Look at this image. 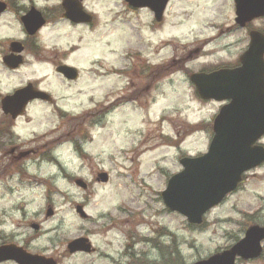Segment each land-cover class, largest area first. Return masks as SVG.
<instances>
[{"label": "rangeland", "instance_id": "374dc122", "mask_svg": "<svg viewBox=\"0 0 264 264\" xmlns=\"http://www.w3.org/2000/svg\"><path fill=\"white\" fill-rule=\"evenodd\" d=\"M84 5L94 15L89 26L59 22L41 39L47 57L75 49L69 60L80 72L77 81L67 86L51 67L32 63L0 77V91L12 94L28 78L50 90L54 80L62 89L56 97L50 90L52 103L74 116L95 112L118 93L126 102L103 117L86 118L85 157L67 142L56 152L57 162L38 158L29 166L34 178H0V245H19L57 264H190L228 248L249 225H264V162L206 212L201 226L167 210L160 197L167 179L181 170L179 159L207 150L211 132L191 128L211 123L223 105L200 99L189 74L235 65L248 45V29L264 31V18L238 27L233 0H170L160 23L149 10H131L124 0H84ZM14 27L4 15L0 36L16 34ZM133 53L138 75L118 74L128 70ZM146 62L152 70L165 68L152 78ZM53 104L27 105L14 128L22 142L70 139L72 122L56 130L61 121L49 113ZM258 142L264 146V135ZM95 172H106L108 181L95 182ZM74 178L90 189L76 186ZM75 203L84 205L87 218L78 216ZM47 206L53 211L49 217ZM80 237L88 239L91 250L68 253L66 244ZM235 264H264V251Z\"/></svg>", "mask_w": 264, "mask_h": 264}, {"label": "water", "instance_id": "95a60500", "mask_svg": "<svg viewBox=\"0 0 264 264\" xmlns=\"http://www.w3.org/2000/svg\"><path fill=\"white\" fill-rule=\"evenodd\" d=\"M132 8H147L154 20L160 22L169 0H124ZM234 22L245 27L252 20L264 17V0H233ZM65 17L74 22H89L91 16L81 10L77 1L63 3ZM29 19L23 23L30 25ZM34 20V28L42 24ZM249 43L239 56V64L232 68H220L208 73L189 75L197 95L203 100L225 101L212 121V137L207 151L201 155L179 159L182 169L171 175L160 196L170 212L182 215L187 223L199 225L205 213L219 204L242 181V175L264 162V146L257 141L264 135V34L255 29L248 33ZM68 79L77 77L74 67L57 68ZM45 93L36 91L31 84L17 89L1 101L2 110L13 118L20 115L27 103L44 98ZM108 175L100 172L96 181L106 182ZM75 184L85 188L81 179ZM77 214L85 218L81 204H75ZM52 214L50 208L46 216ZM37 229V224L31 225ZM264 245V225H249L243 236L230 247L215 252L190 264H235L236 259L258 258ZM69 253L91 250L88 239L76 238L67 243ZM56 264L52 258L31 254L13 244L0 245V263Z\"/></svg>", "mask_w": 264, "mask_h": 264}, {"label": "flooded vegetation", "instance_id": "af4514ba", "mask_svg": "<svg viewBox=\"0 0 264 264\" xmlns=\"http://www.w3.org/2000/svg\"><path fill=\"white\" fill-rule=\"evenodd\" d=\"M65 1L66 0H54V2L53 0H25V2H21V0H0V32L2 31L1 20L3 19L4 15H9L12 18L13 23L15 24L14 33L17 29V33L12 36H0V77L4 75L16 74L21 68L27 67L32 63H36L51 67L57 77L60 79L61 83H65L67 86L77 81L80 75L79 70L77 71L78 77L74 80L67 79L62 74L56 72V68L61 65H69L77 68V66L74 65L75 62L69 60L70 56H72V54L75 52V49L73 50L72 48H68L67 50H63V52H58V56L53 55V57H47L45 53H47L48 49L45 48L43 44H41V39L44 32H46L47 29L51 28V26L55 25L56 23L62 22L71 26H89L93 22L94 15L91 14V12H89L91 15V22L89 23L74 22L69 18H66L65 8L63 6ZM75 1L79 3L81 10L88 12V10L85 8L84 0ZM130 9L136 10L132 8ZM25 18L29 19L28 21L30 22V25L26 26L23 23V19ZM38 19L43 20L42 24L34 28L36 23H34V20ZM44 45L46 44L44 43ZM136 55L137 53L129 55L128 70L120 71L118 74L129 76L132 75L134 77L138 75ZM237 65L238 61L235 65L221 66V68H231ZM144 66L147 69L148 76H151L152 78L154 77L153 73L159 75L160 69L165 68L163 65L152 70L154 67H152L153 65L149 64L148 62L144 63ZM141 76L144 78L142 74H139V77ZM28 83H31L34 89L46 93L44 95L45 99H37L35 101L44 102L49 105L53 104L51 93L56 97L54 92L59 93L58 91H61L62 89L59 88V85L53 80L51 81V86L48 87L51 90L50 93V90L45 87L43 88L41 86L42 84L38 80L28 78L24 83L21 82L18 86L14 87L12 92ZM8 94L10 93H3L0 91V102L4 96ZM117 95L119 96H116L112 102L105 104L98 110H95V112H85L83 115L80 114V116L82 115L83 118H79V115L74 116L71 111L60 108L56 104L51 106L52 108L49 109V113L60 118L61 124L56 128L57 130L67 126L66 124L69 121L72 122L73 125L75 123L73 122L75 117H78L76 119H81L83 123L85 122L86 118L90 116V114L93 115L94 113V115H105L108 111L113 110L121 103L122 93H118ZM22 117L23 115L13 119L9 113H5L1 110L0 105V178L4 177L7 179H12L13 177H18L20 180L25 179L24 177L34 178L35 174L29 172V166L36 164L34 162H39V160H37L38 158H40L42 161L57 162L58 154L56 152L63 144L67 142V144H72V148L76 149V152L78 153L75 146V141L78 140V143H82L78 125L71 126L67 131L66 135L71 136L69 137L70 139L68 141L64 140L63 138L65 137L63 136H57L54 140L34 141L33 143L31 141H27V143H24L20 140L19 135L14 130L15 122ZM77 122L78 120H76V123ZM80 155L85 157L83 153ZM87 187L88 191L90 189L89 184Z\"/></svg>", "mask_w": 264, "mask_h": 264}, {"label": "trees", "instance_id": "16d2710c", "mask_svg": "<svg viewBox=\"0 0 264 264\" xmlns=\"http://www.w3.org/2000/svg\"><path fill=\"white\" fill-rule=\"evenodd\" d=\"M78 125V128L80 129V132L82 133V135H83V139H87V138H85V137H88L87 136V133H86V131H88L85 127H84V125H83V123H78L77 124ZM197 130H199V131H201V130H208L209 132H211V123H200L199 125H197V126H195V127H192L191 128V131H197ZM253 220V219H252ZM251 221V220H250ZM164 232H162V234L161 235H164L163 234ZM169 257L171 258L170 259V262H173V261H175L174 259H172V257H171V254L169 253ZM169 261V260H168ZM178 261V260H177ZM178 264H183L181 261H179L178 262Z\"/></svg>", "mask_w": 264, "mask_h": 264}, {"label": "clouds", "instance_id": "9594fccd", "mask_svg": "<svg viewBox=\"0 0 264 264\" xmlns=\"http://www.w3.org/2000/svg\"><path fill=\"white\" fill-rule=\"evenodd\" d=\"M21 2H25V0H21Z\"/></svg>", "mask_w": 264, "mask_h": 264}]
</instances>
